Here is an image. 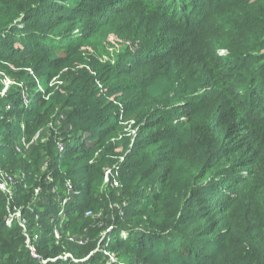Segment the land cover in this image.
I'll return each mask as SVG.
<instances>
[{
	"label": "trees",
	"instance_id": "1",
	"mask_svg": "<svg viewBox=\"0 0 264 264\" xmlns=\"http://www.w3.org/2000/svg\"><path fill=\"white\" fill-rule=\"evenodd\" d=\"M41 1L27 9L0 2V11L12 18L23 15L22 28L12 24L0 30V63L11 58L57 66L66 52L120 25L133 29L140 42L138 51L122 55L110 80L138 127L130 157L117 166L124 187L140 188L122 220L144 217L140 223L149 227L130 241L112 240L109 249L125 244L142 261L156 259V264H264V0ZM153 85L161 87L156 95ZM42 89L48 91L47 82ZM34 97L29 116L53 114V100ZM101 112L107 116L94 136L88 134L94 131L90 126L74 135L104 140L116 129L119 113L116 108ZM17 113L23 112L2 109L0 119ZM170 116L177 117L175 124ZM12 136L10 125L0 126V151ZM76 146L64 151L71 156L81 150ZM64 157L60 165H66ZM175 177L187 197L180 216L172 222L150 220L144 203L158 204V192ZM90 187L81 188L82 200L65 208L79 224L94 206ZM15 200L29 235L38 237L39 260L31 256L18 222L7 224L8 206L0 192V264H106L99 254L85 262L82 257L78 263L52 261L64 253L54 246L48 221L57 206ZM43 224L44 229L38 227Z\"/></svg>",
	"mask_w": 264,
	"mask_h": 264
},
{
	"label": "rangeland",
	"instance_id": "2",
	"mask_svg": "<svg viewBox=\"0 0 264 264\" xmlns=\"http://www.w3.org/2000/svg\"><path fill=\"white\" fill-rule=\"evenodd\" d=\"M0 2H13L26 9L41 4L35 3L39 0ZM22 23L23 15L14 19L5 14V10L0 11V30L12 24L22 28ZM132 34L133 29L125 25L99 32L78 50L66 52L61 56L60 64L53 67H39V63L34 64L30 60L11 58L0 63V110L23 112L17 113L15 118L0 119V126L10 125L13 131L10 146L0 151V192L6 198L9 221L17 218L20 224L25 220L27 227L28 221L15 205V198L20 204L29 200L31 204L57 206V212L48 221L53 228L54 246L61 247L64 253L52 261L65 263L73 260L78 263L76 258L82 257L80 260L85 262L99 254L106 264H156V259L142 261L139 254L129 250L125 244H120L114 251L109 249L112 240L130 241L149 227L147 223H140L144 217L132 219L131 223L123 222L124 210L131 206V201L137 200L140 188L124 187L121 174L117 172L118 164L132 153L138 127L135 115H127L121 101L122 93L115 81L110 80V71L117 68L123 54L139 50L140 42ZM224 54L222 51L221 55ZM39 72H48L49 77L40 78ZM44 82L48 84L47 92L42 89ZM152 89L156 95L161 87L153 85ZM35 94L41 95L43 101L53 100L52 115L36 116L34 112L28 115L33 111ZM15 104L24 106L16 108ZM110 108L117 109L118 124L104 140L95 142L97 139H86V135H74L90 126L94 131L88 134L94 136L98 130L96 126L107 116L106 112H101L102 109ZM170 119L175 124L177 117L170 116ZM83 141L86 143L84 146ZM74 144L81 150H75L68 156L64 149ZM61 157L65 158L66 165L58 163ZM28 178H31L30 185L26 183ZM86 184H90L95 201L79 224L80 218H69L65 208L76 199L82 200L85 190L81 188ZM141 186L146 185L142 183ZM158 196V204L150 206L144 203L149 208L150 220L172 222L180 216L187 197L178 177L170 179L168 187L162 193L159 191ZM44 224L38 227L44 229ZM37 241L32 246H36ZM90 247L95 249L88 254Z\"/></svg>",
	"mask_w": 264,
	"mask_h": 264
},
{
	"label": "built area",
	"instance_id": "3",
	"mask_svg": "<svg viewBox=\"0 0 264 264\" xmlns=\"http://www.w3.org/2000/svg\"><path fill=\"white\" fill-rule=\"evenodd\" d=\"M20 218V217H19ZM17 220V218H11L10 219V221H12V220ZM24 220V219H23ZM10 221H9V219H8V221H7V224H9L10 223ZM19 226L24 230V232H25V237H26V242L28 241V243H26V246H27V248H28V250L30 251V254H31V256L33 257V259H36V260H39V257L37 256V254H36V246H32V243L36 240V239H38V237L35 235V236H29L28 235V232H27V224H26V222H25V220L24 221H21L20 222V224H19ZM55 236L57 237V234L55 233ZM48 261H45V260H40V263L41 264H46Z\"/></svg>",
	"mask_w": 264,
	"mask_h": 264
}]
</instances>
